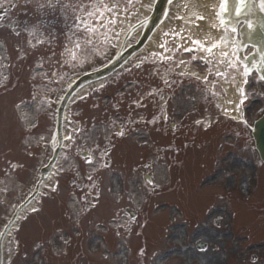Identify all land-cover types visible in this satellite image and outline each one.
<instances>
[{
  "label": "rangeland",
  "instance_id": "1",
  "mask_svg": "<svg viewBox=\"0 0 264 264\" xmlns=\"http://www.w3.org/2000/svg\"><path fill=\"white\" fill-rule=\"evenodd\" d=\"M139 1L125 0V9H129ZM136 16L135 13L125 11L108 12L105 15L106 18L102 19L107 25L100 27L99 31L95 32L97 37H102L99 45H91L90 55L81 54L80 49L73 47L71 52L76 51L77 59L72 62L67 60L66 62L69 64L65 66L63 56L58 57L56 62L59 63L60 69L67 68L69 70L72 67L81 68V71L91 70L107 62L116 52V47L111 42L115 41L117 37V28H120L121 25L124 30ZM96 18L92 16L91 25L98 27L100 19L96 20ZM14 26L12 31L0 32V72L9 71L11 73L9 79H1L0 113L3 112L4 106L7 104L10 88L12 86L21 87L23 84H27L28 79H40L43 73L39 68H46L48 63L37 61L38 56L43 52L34 41L33 35H29L33 26L31 29L24 28L17 31L20 33L19 36L16 35L17 32L13 31ZM166 26L167 24L163 25L158 36L155 37L157 42L155 49L153 48L155 51L148 49L147 54L143 55L165 52L159 45L168 38L164 36V33L167 32ZM29 41L35 47L30 46ZM81 46L82 48L87 47ZM106 49L107 54L104 53ZM6 51L9 52L8 56ZM6 60L10 64H5ZM180 60L178 55L174 61V68H177L175 64ZM240 63L242 64V62ZM148 67L146 64L143 65L144 75L151 74ZM216 68L224 69L217 62L215 63ZM177 71L181 72V69L177 68ZM234 75L237 78L234 86L240 88V78L243 77L242 69L237 70ZM0 78H2L1 75ZM114 79L115 76H112L107 82L113 84L112 80ZM149 79L148 81V78L144 77V88L137 91L135 97L128 98L130 105H132V101L140 102V106L132 114L135 119L143 116L149 117L150 110L148 111L146 106L144 109L139 107H143L141 106L144 103L143 98L151 97L149 92L152 88L147 89V86L152 83L156 84L162 77L155 73ZM214 83V89L220 91L219 83ZM36 84H39V81ZM116 87L115 83L110 85L108 92L115 91ZM242 88L244 89V87ZM203 89L206 88L203 86ZM188 92V94L190 92L192 95L196 94L192 91ZM207 92L211 91L207 90ZM258 95L255 90L250 99L259 98ZM180 97L182 98L180 93L176 92L171 101L173 107V126L171 127H178V124L175 123L178 113L187 107L191 113L186 124H179V128L172 135V128L167 129L168 123L161 125L157 118L156 124L150 130L141 124L134 125V128H137L134 130V134L129 132L124 138L112 141L115 148L110 152L111 163L105 172H102L103 183L110 185L116 179L118 170L121 171L119 160L125 154L128 153L131 156L123 166L127 170L125 174H132L130 172L132 171L131 161H135L138 155H143L142 162L144 160L152 161L154 164L152 168H143L142 174L150 172L153 181L164 190L159 195L149 198L150 215L155 211L151 208L154 204L158 205L163 201H169L180 205L183 204L184 196L189 200L186 211L170 208L166 211L168 214L166 230L161 227L156 234L145 230V236L140 238V241L139 237L134 235L118 236L113 232L118 229L117 225L121 224V221L112 220V217L120 214L119 207L126 203V199L129 196L134 197V205L138 207L141 204L142 197L140 194L135 196L136 191L131 186L120 204L115 203L114 197L108 196L105 202L99 203L100 211H92L90 216L81 215L79 219L72 217L70 220L63 218L58 221L57 219L62 218L61 216L47 215V218L44 219L47 220L46 222L32 224L31 221L40 217L41 214L38 216V212L32 213V211L27 213L25 216L27 219L24 217L22 222L17 224V228L20 230H16V233L5 239L3 245L4 264H252L250 253L262 258L256 263L262 264L264 259V166L258 159L253 142L247 137L224 138L223 134L227 133L226 130H231L230 123L226 121L216 122L208 129L203 128L205 127L203 124L196 123L198 121L196 118L217 114L219 113L218 107L212 104L204 105V109L199 110L196 116L198 108L196 102L191 103L187 99L180 102ZM195 97L193 96L194 100H196ZM213 98L216 100L215 96ZM260 99V102L254 101L255 103L248 109L249 117L246 119L248 123H252L260 114L256 108L263 106L264 97H260ZM176 100H178L179 106L175 105ZM95 104L93 97L79 98L77 102L72 103L71 109L74 108V111L80 112L81 118H93L97 123L101 116L102 105ZM110 107H107L109 111ZM222 111L223 109H220L221 113ZM81 118L80 121L83 120ZM113 118L115 119V116ZM113 121L108 122L107 125L103 124V126L97 123L94 125L96 131L100 132L99 128L102 127L106 135L111 134L114 139L112 130L114 128L119 130V127L114 125ZM75 124L77 123L71 125ZM233 130H237V128L235 127ZM169 143L173 148L179 149L176 156H171V160L168 159L169 151L153 153L154 149L168 148ZM73 165L77 168L75 159L71 158L70 162L62 167L68 173ZM81 167L85 169L91 165L84 163L83 160ZM255 176L257 177L256 181L253 180ZM203 179L209 182L201 186ZM130 181L133 179L130 178ZM144 181L142 175L138 176L139 183ZM166 188H170V192L164 193ZM130 190L132 195L129 193ZM246 190L249 191L247 199L243 196ZM62 192V199H68L66 191L62 190ZM5 195L6 193L0 190V196L7 197ZM48 196L47 193L43 202L52 206L56 200ZM52 207L55 212L61 213V209L56 210V206ZM218 207L221 208L217 216L220 220V227L216 228L209 220L208 214L213 208ZM4 210L5 207L0 205V224L2 223L1 214L4 213ZM233 211L234 216H232ZM95 212L96 216H94ZM156 212H161V210ZM76 214H81L80 210H77ZM233 221L234 225L232 224L230 229L233 234L230 236L228 231ZM36 230L43 234L39 235ZM200 235L204 236L202 239H205L209 245L204 252H199L194 247V242L199 239ZM115 237L119 240L118 246L123 241V250L117 246ZM217 245L219 246L217 250L220 252L218 258L216 254L215 256L213 254L214 251H217L215 249ZM249 245L255 247L250 250V253L245 252L241 255V251ZM141 250H143L142 253Z\"/></svg>",
  "mask_w": 264,
  "mask_h": 264
},
{
  "label": "flooded vegetation",
  "instance_id": "2",
  "mask_svg": "<svg viewBox=\"0 0 264 264\" xmlns=\"http://www.w3.org/2000/svg\"><path fill=\"white\" fill-rule=\"evenodd\" d=\"M94 1L97 2L98 0ZM77 2L79 4L78 8L75 5V3ZM92 2L93 0H59L57 10L60 12H73L78 11L79 9L83 10L84 7H88V9L91 10ZM0 5L5 6V4L2 3H0ZM14 7L15 4L10 5V7H0V25L8 27L9 30H11L12 25L10 20L14 19V16L11 14V10ZM38 10L43 11V6L39 5ZM67 17H64L65 21L67 20ZM187 54L193 56L194 53ZM199 64L201 68H208V64H205L200 59ZM162 66L163 67L159 70L163 75H165V80H169L172 83V87L174 85L179 86L183 82L181 78H178L177 75L174 74L172 63L166 61ZM187 86L188 84L185 83V85L181 87V90L185 92V90H187ZM251 86L252 82L249 83V88ZM172 87L170 88L164 83V86L158 88L159 94L154 98V103H156L157 98L159 100L161 99V96L163 97V103L158 106V109L164 110V122H167L169 124L171 123V113L168 106L173 96ZM13 88L17 87L12 86L10 90H12ZM18 88V91H9V97L12 99V101H10L11 107L8 116L11 115V117L15 118L19 124H22V121L27 114H30V117L28 118L36 116V120L34 121L35 126L32 130H28L26 124L23 128L20 127L19 129H14L13 126L10 127V135L13 137L14 134L19 138L18 146H24L23 149L18 152V154L16 153L15 148L12 149L9 146L6 147V150L8 148H11L13 152L11 157L7 158V163L5 164V166H0V170H2V174H0V184H3L4 190L12 192L17 199H20L22 196L23 198L26 197L31 192L37 181L39 168L52 153L50 142L48 143V149L44 148L45 136L43 134L41 124L45 116L54 118V109L57 106L61 88L56 84H47L43 86L30 84ZM200 95L201 98L199 100V104L207 105L212 103V96L210 94L204 93L203 90H201ZM186 96L188 97V95ZM27 98H29L30 100H26ZM245 108H249V106L246 105ZM77 134V129H68V136L71 135L73 137L72 140L68 141H70L72 144H75L74 142ZM230 135V133H226L225 137L228 138ZM98 137H101V134H99ZM28 138L29 141L27 140ZM82 143H84V141H82ZM77 149V146L63 149L62 154L60 155L62 156V158H59V165L61 166L69 163L70 156L79 154ZM7 152H9V150ZM65 156H67V161L65 160ZM24 157H28L30 159L29 164L26 163L27 158ZM56 172L57 171L54 172L55 175ZM63 172L61 174H63ZM88 175L92 176L91 173L84 174V180H82L83 182H81L80 174L78 172H75L73 174V178H70V180L68 181V184L74 186L79 192L86 193V195L88 196L96 197V195L98 194L99 197V195H101V188L99 187L97 180H88ZM203 182L208 181L204 180ZM96 185H98V187H96ZM116 188L120 193L124 192L123 186L119 183L116 184ZM108 189L109 188H107V190ZM81 198L84 199L83 194ZM130 225H132L131 221L129 222V226ZM135 225H137V223H135ZM140 226L144 227L145 222L141 221Z\"/></svg>",
  "mask_w": 264,
  "mask_h": 264
},
{
  "label": "snow or ice",
  "instance_id": "3",
  "mask_svg": "<svg viewBox=\"0 0 264 264\" xmlns=\"http://www.w3.org/2000/svg\"><path fill=\"white\" fill-rule=\"evenodd\" d=\"M102 2V0H101ZM131 2V0H130ZM172 0H169V3H171ZM230 4V0H221L220 6H219V11L217 13V16L219 18V24L221 26V28L224 29V36H221L219 38V40H216L215 42H209L212 38L211 37H205L203 40L201 39H197L193 33L191 32V29L187 27L188 24H191L193 27H199V25L196 23L197 20H203L204 17L202 15H197V14H190V16H195V19L189 18V19H185L184 16H177L176 19L183 21V25L181 26V28L176 31L173 30L171 32H165L164 36L165 37H170L173 40L176 39H180L183 40L185 43H189L190 45L188 47H185L184 44H176L175 45V49L172 48H167V44L169 43V40H165L164 43H161L159 45V47L161 49H164L168 55H161L159 53L155 54L158 55L160 57V61L163 63L164 61H168L169 63H172L175 61V57L172 55V52L175 51H181L183 50L184 52H188V53H195V52H201L204 53L205 55H202L200 57L197 56H193L192 59L196 60V59H200L202 60L205 64L208 63H212L214 60L223 66V68L225 69L224 71L220 70V68H216L215 69V73L214 75L216 77H218L219 79L227 82L229 79H231L232 83L235 84L236 82V76L234 75V73L237 72V70L242 69L243 75L245 77L244 83H247V76H249L253 70V68L249 67L247 64H241L240 63V56H239V49H240V42L236 39V37L234 35H230L231 34H235L237 32V27L236 26H228L226 25V20H225V14H227L228 16L231 15H235L237 17L241 16V15H245V9L249 8V4H248V0H231V7H229ZM259 5H260V9L261 11H264V0H259ZM3 5H0V7H2ZM103 7L105 8L106 11H108L109 13L113 12L116 5H113L111 8L108 7L107 5H103ZM185 8H187V5H184ZM125 11H127V9H125ZM87 15L89 17L95 16L97 17V19L102 20L103 19V12H101L99 10V8H97V10L95 12H88ZM79 19V18H77ZM81 23L86 24L87 25V21L81 20ZM245 23H247V26L249 28H252L253 25L250 22L245 21ZM212 28H216V25L213 24L211 25ZM27 31V29H26ZM86 31L88 32H92L94 33V28L93 27H86ZM35 33V29H33L31 32H29V35H34ZM17 36L20 35L19 32L16 33ZM30 44V46L35 47L34 44L31 43V41L28 42ZM44 43V41L37 39L36 40V44H42ZM87 43H91V40H88ZM230 49V50H225V49ZM75 49H80L81 50V54H87V49L82 48L81 44L79 42H77L75 44ZM218 53V56H217ZM71 59L72 60H76L77 59V53L76 51H72L71 52ZM143 63V61L141 62ZM187 61L181 59L178 63L175 64V67L179 68L181 65H187ZM258 63H264V52L260 53V60ZM42 66V65H41ZM141 64H137L136 67H140ZM255 66V65H254ZM213 67L215 68V64L213 65ZM213 73L210 71L208 75H205L203 78H201L199 75H197V73L195 72H189V71H182L179 72L178 75L181 78H195L196 80H200L202 83L204 84H209V75H212ZM5 79H7L5 77ZM259 79L261 81H264V73H262L259 77ZM166 85H168V87H172V83L169 80H164L163 81ZM104 85H101V88H103ZM212 87L213 89L215 88V83L212 82ZM158 89H153L151 92H149L150 96H154L156 95V93L158 92ZM237 91L240 93L241 96V100L239 102V104L236 106V110L239 111L240 105H242L244 103V100L247 98L245 93H244V89L242 87L238 88ZM226 92L225 89L221 90V93ZM221 93H217L215 91L211 92V95L213 96H217L220 95ZM80 99H84V97H80ZM161 99H163V97L161 96ZM137 106H140V102L136 101L134 102ZM228 103H233V101H228ZM217 107H222L220 104H217ZM224 111L227 113L228 109H224ZM233 119H235L236 117H231ZM243 123H247L246 121H242ZM116 122L114 121L113 124H115ZM149 123H155V119H153L152 121H149ZM197 124H201L202 121L198 120L196 121ZM206 126H210V125H206ZM78 130V129H77ZM113 136H119V137H124L127 135V131H126V126L125 123L123 121L120 122V130L113 132L112 133ZM68 140H72L73 137L70 135L67 137ZM96 150L99 151V145H96ZM85 153V156L87 157L84 160V163L89 164V165H95L97 163V160H99L100 162V167L97 169L98 171L103 169V168H107L109 167V163L107 160H104L103 158L105 156L109 155L108 149L105 148L101 153L100 156L96 159L92 158V152L89 150H82ZM65 160L67 161V156H65ZM15 167V166H13ZM45 167H50V165H46ZM64 171L63 167L57 169L56 172V178L54 179L51 187L48 189V192H56L59 188V175ZM88 180H92V176L88 175ZM39 183V182H38ZM148 184L150 186H152L153 188H155L157 185H155L153 180H149ZM96 187H98V185H96ZM45 196H47V192L45 193ZM86 201V197L84 198ZM99 202V197L98 194L96 195V202L95 203H87L86 202V207L91 209V208H95L97 206ZM32 212H38L40 211L39 208H32L31 209ZM25 219H27V217H25ZM8 225H5V228H7ZM17 231H19V229H17ZM4 235L3 233H0V236ZM18 244V241H17ZM143 252V250H141V253Z\"/></svg>",
  "mask_w": 264,
  "mask_h": 264
},
{
  "label": "bare ground",
  "instance_id": "4",
  "mask_svg": "<svg viewBox=\"0 0 264 264\" xmlns=\"http://www.w3.org/2000/svg\"><path fill=\"white\" fill-rule=\"evenodd\" d=\"M207 1H209V0H207ZM206 2L201 3L199 0H184V4L187 5V8H184V10H180L182 16H184L186 20L189 18H192L190 16V14H193L194 12L201 14L203 17H205L204 21L200 22L199 27L196 30H194L195 34L202 37V38L212 36V33L209 29L208 20L219 21L217 13L219 11V6L221 3V0H212V5H213L212 9L209 8L210 6ZM248 4H250V0H248ZM148 6H149V0H143V4L139 8V13H142L141 17L143 15H145V16L148 15V10H149ZM172 9L173 10L179 9L178 1L173 0L172 4L170 6V11ZM247 10L248 9H245V11H247ZM187 27L191 28L192 25L188 24ZM134 34H135V36H137L138 30L134 31ZM213 37L218 38V37H220V34H216ZM251 51L253 52V50H251ZM259 60H260L259 58L254 59L252 65H254L255 63H258ZM224 88L228 94V98L232 99V97H233L232 89H230V87L228 85H224ZM226 106H230V105L226 104Z\"/></svg>",
  "mask_w": 264,
  "mask_h": 264
},
{
  "label": "water",
  "instance_id": "5",
  "mask_svg": "<svg viewBox=\"0 0 264 264\" xmlns=\"http://www.w3.org/2000/svg\"><path fill=\"white\" fill-rule=\"evenodd\" d=\"M253 1L254 0H250L249 8L247 11H251L253 9V6H254ZM163 3H164V0H159V3L157 5V7L155 8V12H154L153 20H152V25L155 23V21L159 17L160 12L162 11V8H163ZM261 19H262V13H261V9L259 8V14H258L257 22H260ZM263 21H264V18H263ZM149 29H150V27L148 28L147 32L149 31ZM140 43L137 46H134L131 49H129L127 52H131V51L137 49L138 46L140 45ZM251 43L257 45L264 52V39L262 37L258 38L257 40L251 41ZM123 59H124V56L122 55L119 58H117L116 60H114L113 62H111L106 67H104V68H102L96 72H93V73H90V74L83 76L78 82L84 83V82L89 81L91 79L99 78V77H102V76L110 73L111 71H113L115 68H117L121 64ZM254 65H258V63H255ZM253 136H254L255 146L258 150L259 156H260L261 160L264 162V114L260 119H258L255 122Z\"/></svg>",
  "mask_w": 264,
  "mask_h": 264
}]
</instances>
